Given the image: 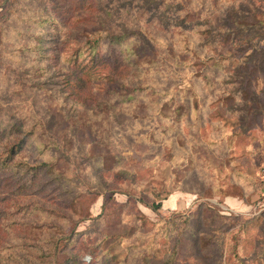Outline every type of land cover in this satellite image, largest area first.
Here are the masks:
<instances>
[{"label":"rangeland","instance_id":"1","mask_svg":"<svg viewBox=\"0 0 264 264\" xmlns=\"http://www.w3.org/2000/svg\"><path fill=\"white\" fill-rule=\"evenodd\" d=\"M107 31L128 32L99 45L117 82L75 91L83 44ZM256 110L264 0H0V153L32 128L15 159L51 164L0 172V264H264L258 192L225 210L208 185Z\"/></svg>","mask_w":264,"mask_h":264},{"label":"trees","instance_id":"2","mask_svg":"<svg viewBox=\"0 0 264 264\" xmlns=\"http://www.w3.org/2000/svg\"><path fill=\"white\" fill-rule=\"evenodd\" d=\"M125 36H128V32L127 33H114L112 31H107L105 35L101 32L100 34L95 36L92 41H88L87 43L83 44L84 46L90 45L88 53H87V55H89V57L87 58L88 60L85 61L84 58L79 60L80 62H78L79 65L77 66V70L79 71V73H77L76 71H72L71 74H69L70 81L68 82L72 84V86L75 88V91L80 90V89H81L80 91H82L84 87L88 85V82H91L92 80H96L99 76L101 78L102 77L105 78L107 77V75H109L108 76L109 82L111 83L117 82L118 73L114 72V69L116 68L111 67L110 65L111 62H109L108 59H103L101 57L99 45H100V41L104 39H108L110 46L113 43L114 44L120 43ZM130 54H133L134 56H138L139 53L137 51V48L131 47ZM79 56H80V52L74 56L73 61L74 62L77 61L79 59ZM132 64H133L132 60H128L126 63H120L119 66L124 69H129L132 66ZM108 68H110L108 70L109 72H107ZM128 97L131 98V95L129 94ZM245 97L248 98V96H245ZM252 114H255V116L264 115V111L256 110L252 112ZM237 124L238 125L236 126L237 127L236 130L229 131V133L225 135L226 137H224L225 139V142H223L224 144L227 143L228 141L232 143H236V141H238L236 139L237 133L240 132V130L241 131L246 130L242 117H238ZM11 129H14L13 132H17V133H15V136H14L15 139L10 141V143L9 142L6 143V147H4V150H2L0 153V172H10L14 170L16 172H24V173L32 172L34 176H37L38 175L36 173L37 170L41 169L40 172H42L45 167H48V168L51 167V164H47V162H44V161L39 162L38 164H35L33 166L26 165V167H23L25 166L26 163L17 161L15 157L20 151V149L23 147V145L27 143L28 141H30L31 139L30 135L34 133V130L30 128L28 131L21 134L20 128L18 125L14 126ZM244 137H247V136H244ZM228 147H231V146H226V148ZM48 168L46 169V171H53V170H48ZM192 170H193V166L191 170L189 171H192ZM217 172H219V168L218 170H216V173L214 174L211 173V177H210V181H208V185L211 186L214 191H217V192L226 191L227 192L226 187H229L232 184L228 181V176L226 177L224 174L223 175L221 174L222 177H219V174H217ZM245 186L249 190L248 194H251V193L255 194L256 192H258V195H259L260 190L263 189L262 183H261V186L259 187L257 184H255L253 180L248 181ZM23 187H24V184L22 183L19 186L20 192L24 191ZM242 197H244L245 200L247 199V196H242ZM159 207H160V203L152 205L153 209H157ZM17 264H31V262L29 263L19 262ZM241 264H245L244 261H241Z\"/></svg>","mask_w":264,"mask_h":264},{"label":"crops","instance_id":"3","mask_svg":"<svg viewBox=\"0 0 264 264\" xmlns=\"http://www.w3.org/2000/svg\"><path fill=\"white\" fill-rule=\"evenodd\" d=\"M255 131V132H253ZM229 132H226V134ZM239 133V132H238ZM237 133V134H238ZM240 133L244 136H248L250 141L246 144V149H244L243 144L240 141H236V145L231 147L225 148V151L228 155L227 160L223 163V169L225 170L224 175L228 176V181L232 185H237L242 189V196H254L248 194L249 190L246 188V183L252 180L253 175L249 174V168L254 165L253 153H257V156L260 158H264V122L262 121L261 124H256L255 126L241 131ZM225 134V135H226ZM236 139L238 140L237 136ZM233 150L238 152V156L235 157L233 160H230V155L233 153ZM247 192V194H245ZM215 195L214 198L219 200L221 198V203L217 200H210L216 202L217 204L221 205L222 208L225 210H233V206L238 205L241 206L245 205L244 197L236 196L229 192H217L214 191ZM256 194V193H255Z\"/></svg>","mask_w":264,"mask_h":264},{"label":"built area","instance_id":"4","mask_svg":"<svg viewBox=\"0 0 264 264\" xmlns=\"http://www.w3.org/2000/svg\"><path fill=\"white\" fill-rule=\"evenodd\" d=\"M261 179H262V184H263V189L260 190L259 192V201H258V205L260 208H264V165L261 168Z\"/></svg>","mask_w":264,"mask_h":264}]
</instances>
